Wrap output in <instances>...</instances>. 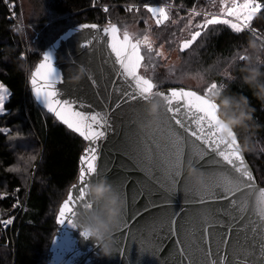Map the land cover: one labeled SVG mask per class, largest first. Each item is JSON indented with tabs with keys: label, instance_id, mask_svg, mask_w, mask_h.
<instances>
[{
	"label": "snow or ice",
	"instance_id": "1",
	"mask_svg": "<svg viewBox=\"0 0 264 264\" xmlns=\"http://www.w3.org/2000/svg\"><path fill=\"white\" fill-rule=\"evenodd\" d=\"M219 4V13H201L195 8L190 11L186 27L195 30L190 31V38L180 41L181 52L190 49L210 26H227L235 34L246 30L256 33L252 24L258 13H264L262 0H219ZM142 7L151 14L158 27L169 20L166 6L145 2ZM133 9L140 11L135 4L127 6V11ZM104 11L108 12L107 6ZM201 14L203 19L194 24L191 17ZM83 30H91L92 37L80 47H93V42L104 44V62L111 65L112 75L117 78L105 81L101 73L97 80L90 69L82 67L97 99L101 95L104 97L101 110H93L91 102L86 104L58 87L63 83V77L54 66L50 52L42 53L29 77L35 99L85 142L78 157L76 182L59 206L57 225L67 222L77 228L78 211L95 207L88 200L86 188L93 179L107 177L108 170L101 171L99 166L102 142L115 131L114 117L126 105L133 118L128 121L125 142L144 177L142 183L136 184L133 200L142 199L145 204L143 212L129 213L128 193L134 182L129 180L123 185H113L120 189L118 192L125 202L119 235L113 234L117 252L126 256L129 245L135 243L141 255L148 253L158 260V264H264V187L258 186L240 150L235 131L225 129L217 114L218 105L209 99L213 89L224 85L212 82L203 92L184 87L161 91L147 73L155 66L157 58L164 55L163 45L154 47L155 41L148 29L141 35L130 32L127 25L122 31L109 21L103 26L79 24V31ZM21 56L23 58V54ZM246 58V55L237 54L233 60L245 61ZM224 74L229 75L227 71ZM101 86L103 93L99 91ZM9 95L8 88L0 83V114L5 113ZM153 98L161 104L154 125L145 111V105ZM35 159V156L30 157V160ZM188 165L203 172L200 185L186 177ZM181 189L185 193V203L194 209L191 216L187 211L183 216L169 211L172 196ZM157 195L160 202L153 199ZM213 204L219 205L215 211L211 208ZM12 223V218L0 221L5 226ZM81 236L88 239L83 232ZM165 241H171L170 246H166Z\"/></svg>",
	"mask_w": 264,
	"mask_h": 264
},
{
	"label": "trees",
	"instance_id": "2",
	"mask_svg": "<svg viewBox=\"0 0 264 264\" xmlns=\"http://www.w3.org/2000/svg\"><path fill=\"white\" fill-rule=\"evenodd\" d=\"M35 1L43 7L46 16L33 22L78 18L76 24L105 25L111 21L122 31L125 25L149 14L142 7L143 3L166 6L169 20L159 27L154 24L150 32L158 45L178 50L176 61L164 66V60L159 57L147 75L154 79L158 89L185 86L203 92L210 83L217 82L224 85L226 94L247 97L251 119L247 121V128H237L235 133L240 144L248 137L252 150L244 151V154L257 182L264 185V101L257 99L242 80L240 69L247 61L233 60L237 54H250L249 39L258 43L264 41V13H258L254 18L255 34L247 30L235 34L227 26H210L190 49L181 52L179 39L185 34L190 38V31L195 30L186 27L190 11L195 8L201 13L215 12L219 0ZM19 2L0 0V83L10 93L5 102V113L0 114V129L5 130L0 131V219L16 215L12 228L0 230V264H45L47 248L57 230L54 219L57 207L67 188L76 180L78 157L85 142L40 108L30 94V72L55 36L48 35L50 28L36 30L37 38H27V58H22L21 43L8 19V9L12 7L22 21ZM130 4L139 6L140 11H127ZM105 6L108 12L104 11ZM191 18L195 24L203 19V15ZM21 65H26L27 70H22ZM261 70L264 71V65ZM32 156L36 159L30 160ZM11 256H14L13 262Z\"/></svg>",
	"mask_w": 264,
	"mask_h": 264
},
{
	"label": "water",
	"instance_id": "3",
	"mask_svg": "<svg viewBox=\"0 0 264 264\" xmlns=\"http://www.w3.org/2000/svg\"><path fill=\"white\" fill-rule=\"evenodd\" d=\"M82 23L91 24L93 22H80L63 30L55 36L50 47L45 49L43 53L50 52L53 56L54 66L57 70L61 71L63 83L58 85V87L61 88L62 91L84 100L86 104L91 102L93 110L99 111L102 109L104 97L101 95L99 99H97L95 96V89L93 88L91 81L88 79L86 72L84 71L83 74H81L79 70L82 67L90 69L94 78L97 80H100L101 73L104 74L105 81L108 79L116 80L117 78L112 75L111 65L104 62L106 59V48L104 44L101 43L97 45L93 42V47H80L86 39H91L92 37L91 30H83L82 32L79 31V24ZM37 63H39V61ZM113 87H115V85H113ZM174 87L192 89L185 86ZM170 88L172 87L159 90L167 91ZM29 91L35 103L46 113L54 117L51 113L47 112L39 101L35 99L31 92L30 83ZM99 91L103 93V86L100 87ZM116 94L118 95V93ZM108 103H111V101H108ZM85 110L88 109L85 108ZM132 118V113L126 105L124 106L122 112L118 111L116 113L114 117L116 129L114 132H110L108 138L102 142L101 157L99 160L101 171L108 170L107 178L114 186L123 185L129 180L134 182L128 193L127 204L129 213L136 210L143 212L145 204V201L142 199L133 200V196L136 192V184L142 183L144 177L142 172L137 168L135 155L131 152V149L127 147L125 142V132L129 130L128 121ZM122 120L124 122L123 124H121ZM132 130L135 131L134 126L132 127ZM242 152L244 154V151ZM246 162L250 166L247 159ZM250 168L253 171L251 166ZM257 184L260 187H264V185H261L258 182ZM70 186L67 188V193ZM116 189L117 191L120 190L119 188ZM67 193L63 200L66 198ZM153 199L160 202L158 195L154 196ZM62 201L57 207L54 217L55 223L56 215ZM217 207H219V205H211L213 211H215ZM168 208L169 211L180 213L181 216L184 215L185 211H187L190 216L194 213L193 207L185 203V193L182 189L172 196L171 204ZM152 211L155 212L157 209H152ZM222 218L226 219V217ZM196 219L198 221L199 216H197ZM129 222L131 223V221ZM119 231L120 230L118 229L115 234L119 235ZM54 238L55 242L53 243L52 241ZM164 243L166 246H170L171 241H165ZM45 264H158V260L148 253L141 255L138 251V246L135 243L129 245L126 256H122L119 252H117L116 245L113 254L110 256H102L100 254L99 246L96 245L92 239H85L81 236V231L78 228H73L66 222L63 225H57V230L52 236L47 248Z\"/></svg>",
	"mask_w": 264,
	"mask_h": 264
},
{
	"label": "clouds",
	"instance_id": "4",
	"mask_svg": "<svg viewBox=\"0 0 264 264\" xmlns=\"http://www.w3.org/2000/svg\"><path fill=\"white\" fill-rule=\"evenodd\" d=\"M248 48L250 54L246 58L247 64L240 69L242 80L253 90V95L257 99L264 101V71L261 70V65H264L262 58L264 41L258 43L255 39H249ZM20 67L22 70H27L26 65ZM79 71L83 74L84 69L81 68ZM209 99L218 105L217 114L225 129L235 131L237 128H247V121L251 119L247 97L226 94L224 88H217L209 93ZM145 111L151 117L150 123L156 124V117L161 111L160 101L156 98L151 99L145 105ZM224 135L226 136L227 133L225 132ZM240 150H252L248 137L244 138ZM185 175L197 185H200L204 179L203 172L192 165L186 166ZM86 194L95 207L81 208L75 220L76 226L99 246L102 256H110L115 249L113 234L119 228L125 202L106 176L88 183Z\"/></svg>",
	"mask_w": 264,
	"mask_h": 264
},
{
	"label": "rangeland",
	"instance_id": "5",
	"mask_svg": "<svg viewBox=\"0 0 264 264\" xmlns=\"http://www.w3.org/2000/svg\"><path fill=\"white\" fill-rule=\"evenodd\" d=\"M19 1H20L19 6L22 12V16H20V18H22V21L19 20V22L21 21L26 25V29L24 30V33L22 35V42H23L25 51L27 47L26 46L27 38H29L30 36H32L33 39L37 38L38 33L36 30L42 27L46 29L50 28L48 30V35L51 37H54L58 35L60 32H62L64 29H67L68 27H71L72 24L74 23L76 24V22H78V18H73L70 21H58V19H56V20H48L47 22H33L34 20L36 21L41 20L42 16H46V13L43 7L39 5L35 0H19ZM154 6H163V5L155 4ZM219 7H220V4H218L217 10L215 12H210V13H219ZM145 20H147V24H145ZM154 24L155 22L152 19L151 14L149 13L143 16L141 19L139 18L138 20L134 21L133 24L128 25V30L130 32H138L142 35L144 34L145 29H148L149 35L155 41L154 47L160 48V46L163 44L158 45L156 40L152 37L151 32H150V29ZM185 35L181 36L178 43H180V41L183 39H187ZM161 51L164 53V55L161 57L162 60H164V66H168L171 62L176 61V54L178 50L176 49L168 50L166 46L163 45ZM24 58H27V53L25 54ZM190 83L195 84V81H191ZM7 99L8 97L6 98V100ZM11 250L13 252V249ZM11 257H12V262H13L14 256H11Z\"/></svg>",
	"mask_w": 264,
	"mask_h": 264
},
{
	"label": "built area",
	"instance_id": "6",
	"mask_svg": "<svg viewBox=\"0 0 264 264\" xmlns=\"http://www.w3.org/2000/svg\"><path fill=\"white\" fill-rule=\"evenodd\" d=\"M8 19L13 24V33L16 35L17 39L21 43L22 54H23V56H25L26 51H25L24 46H23L22 35L24 33L26 25L23 22H21V21H20L21 23L19 22V19L17 18L15 12L12 11L11 7H9V9H8ZM15 217H16V215L13 214V215H10L9 217L5 218V219H0V221L12 218L13 222H14ZM12 225H13V223L11 225H7V226H5L4 224H0V230L4 231V230H6L8 228H12Z\"/></svg>",
	"mask_w": 264,
	"mask_h": 264
},
{
	"label": "bare ground",
	"instance_id": "7",
	"mask_svg": "<svg viewBox=\"0 0 264 264\" xmlns=\"http://www.w3.org/2000/svg\"><path fill=\"white\" fill-rule=\"evenodd\" d=\"M12 26V25H11ZM26 29V28H25Z\"/></svg>",
	"mask_w": 264,
	"mask_h": 264
}]
</instances>
